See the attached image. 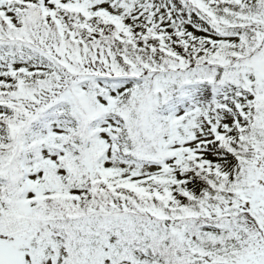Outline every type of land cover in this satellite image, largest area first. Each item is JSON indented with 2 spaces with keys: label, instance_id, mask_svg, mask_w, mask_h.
Wrapping results in <instances>:
<instances>
[{
  "label": "snow or ice",
  "instance_id": "6c2138e0",
  "mask_svg": "<svg viewBox=\"0 0 264 264\" xmlns=\"http://www.w3.org/2000/svg\"><path fill=\"white\" fill-rule=\"evenodd\" d=\"M0 264H264V0H0Z\"/></svg>",
  "mask_w": 264,
  "mask_h": 264
}]
</instances>
